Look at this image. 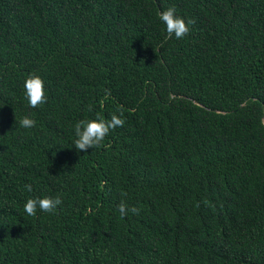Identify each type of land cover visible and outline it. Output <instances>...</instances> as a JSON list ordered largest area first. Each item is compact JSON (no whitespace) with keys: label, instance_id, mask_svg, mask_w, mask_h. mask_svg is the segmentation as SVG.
<instances>
[{"label":"trees","instance_id":"1","mask_svg":"<svg viewBox=\"0 0 264 264\" xmlns=\"http://www.w3.org/2000/svg\"><path fill=\"white\" fill-rule=\"evenodd\" d=\"M97 113L124 124L76 150ZM0 264H264V0H0Z\"/></svg>","mask_w":264,"mask_h":264},{"label":"clouds","instance_id":"2","mask_svg":"<svg viewBox=\"0 0 264 264\" xmlns=\"http://www.w3.org/2000/svg\"><path fill=\"white\" fill-rule=\"evenodd\" d=\"M158 20L163 25L165 39L174 37L180 39L184 37L190 29L192 20L181 16L174 6H168L163 10L156 12ZM22 95L29 108H36L46 100V83L44 79L36 73H30L23 79ZM36 121L30 115H24L18 120L21 128L29 129L35 125ZM124 124L122 115L112 114L110 118H103L99 113L92 118L77 120L72 125L73 139L72 146L76 150H86L88 148L100 147L111 129L120 127ZM24 190L31 193L32 184L25 183ZM62 201L59 196H28L23 202V211L27 216H34L37 211L53 213L58 211V206ZM118 211L121 217L127 212L135 214V206H126L121 202L118 205Z\"/></svg>","mask_w":264,"mask_h":264}]
</instances>
